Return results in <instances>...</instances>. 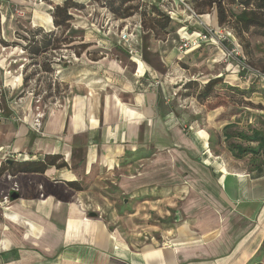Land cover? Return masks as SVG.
I'll return each instance as SVG.
<instances>
[{
  "label": "crops",
  "instance_id": "1",
  "mask_svg": "<svg viewBox=\"0 0 264 264\" xmlns=\"http://www.w3.org/2000/svg\"><path fill=\"white\" fill-rule=\"evenodd\" d=\"M64 1L0 0V39L19 44L9 48H19L18 38L36 36L40 44L31 51L35 56H27L48 70L45 53L36 55L37 48H45L49 32L62 29L54 27L50 6ZM71 1L83 5L89 0ZM140 2L161 6L160 0ZM170 4L169 17L172 25L180 24L174 32L180 37L203 25L218 26L215 6L193 18L177 0ZM131 21L137 23L140 18ZM138 28L130 43L140 52L139 58L129 57L117 36L122 48H86L80 62L64 65L60 79L65 91L59 104L44 108L40 132L31 129L27 99L16 103L13 95L4 98L3 161L10 166L47 156L54 165L43 173L19 172L11 177L20 186L19 198L1 208L0 264H264V173L256 175L242 160L207 150L211 131L200 125L198 115L204 103L195 99L201 86L190 94L187 90L179 94L181 87H176L191 81V68H184L185 63L179 67V57L170 48L147 50L158 53L165 74L176 77H166L162 69L143 60ZM251 29L263 37L261 29ZM90 34L83 32L79 43L93 44L96 40ZM246 35L237 36L242 46L257 48L258 42L246 44ZM203 47L218 51L217 57L223 59L214 46ZM9 57V53L0 55V85L8 87L3 88L4 94L15 89L5 76ZM214 78H221L224 88L242 91H249L252 84V93L246 92L249 100L253 96L264 107V72L260 76L240 73L230 63L219 66ZM193 81L205 84L209 80L197 77ZM173 92L178 96L172 97ZM13 114L22 119L12 121ZM170 161L188 181L173 196L179 178L163 173ZM185 191L197 196L200 205L187 210L184 224L171 232L159 225L148 226L151 212L157 221L170 217L174 198ZM107 196L115 201L107 203ZM120 196H126L122 207L128 209L135 197H153L137 206L145 210L143 224L146 232L151 229L150 238L126 239L109 230L112 219L98 217L99 212L114 213Z\"/></svg>",
  "mask_w": 264,
  "mask_h": 264
},
{
  "label": "rangeland",
  "instance_id": "2",
  "mask_svg": "<svg viewBox=\"0 0 264 264\" xmlns=\"http://www.w3.org/2000/svg\"><path fill=\"white\" fill-rule=\"evenodd\" d=\"M59 4H62V2H60ZM129 5L133 6L135 8V11L133 12V15L131 17L125 20H127V22L129 23H133V21L131 20L140 18L141 21L140 28L137 29L136 33L138 34V47L141 48L142 50L143 60H146L150 65L154 67L162 69L161 73L164 74L166 77L168 75L165 74L166 70L162 68L163 65L161 61L158 59V53L149 51L147 50V48H170L172 51L174 50V55H176V57H179V60L177 61L179 67H181V64L185 63V65H182L184 68H191V74H190L192 77L191 81H193V78H197V77L203 78L204 80H210L214 78V76H216L219 66L226 65V63H224L223 60L217 57L218 51L215 52L214 49L212 48L201 47L198 50L187 53L179 52L178 47L180 45V36L179 34H176L174 32L176 31V28L180 26V24L172 25V22L174 23V21L170 19L171 22L166 27V29H161L159 24L156 23V25H154L151 22L150 18L153 17H150L151 15L148 14V12H150L149 8H154V7L144 6V4L140 2V0H132V2ZM101 6L102 5L100 1L89 0L87 3H83V9L71 10L70 12L73 15H72V21H70L69 23L70 30L67 31L65 29H61L56 31L57 42H55L53 48H60V47L62 48V46L66 48H80V45H82V43L79 42L82 39L83 32H86L88 30L90 31V33H92L90 35H93V37H95L94 40L96 41L95 42L93 41V44L92 43L88 44L87 48H122L120 44H118V42L116 41V37L118 36L119 31L124 29L125 27L124 21H119L114 18L117 21V23H114L112 26L106 24V18L105 15H103L104 11ZM144 8L146 9L143 10ZM158 8L162 15L168 16L162 8L160 7ZM91 10H94L92 14H90ZM192 10L196 12L194 8ZM236 10L239 9L236 8ZM141 13L144 14L145 17L144 19L140 17ZM162 21H163V16H161L160 23H162ZM115 25H117V27H115ZM80 26H82L83 29H80ZM107 32L109 33L107 34ZM257 33H258L257 30L251 29L248 31L245 37L247 39V40L245 39V41L247 42L246 44L250 42V45L253 46V44H257V42L260 43L256 45L257 48L245 49L242 46L241 43L242 40L240 39L239 41L241 46L243 47L244 57L248 62H250L249 64L252 66V68L262 71L264 68L263 67L264 38L259 36ZM67 41L70 43H66ZM9 51L10 50H6V51L0 50V55L1 56L3 54L8 55ZM13 66H14L13 64L9 66L10 70L12 69L10 75L7 74L5 75L8 79H12L17 75V73L13 72ZM16 67L17 66H15V68ZM186 83L187 82H185V84ZM197 84H199L201 87L204 85L199 82ZM251 85L252 84H249L250 86L249 90L252 89ZM182 86L183 85H181V83H178L176 87H182ZM0 88L4 90L3 88H8V87H2V85H0ZM21 88H23V86L20 83V86H17L13 90L12 94L6 93L4 95L3 100L0 103L2 109L5 101L4 98L6 96L13 95L14 99H16V103H21L25 99H27L30 103V110H32V112L34 111V107L36 104H34L30 96H27L21 102L17 101L18 97L21 96L20 95ZM181 89L179 90V94L181 92ZM189 92L192 93V90H190ZM252 97L253 96H250L251 100H249V98H247L248 100H245V97L240 94H234V95L231 93L227 94V92H225L223 88L218 90L216 89L215 91H213L212 96L203 104L204 109H202V115H198V119L202 127L206 125L207 127L210 128L211 132L209 134L210 137L207 142V150H209L212 155L224 154L225 156L234 159L229 152V146L238 144L241 140L233 137L232 134L241 133V132L250 133L254 129L264 130V112H259L260 110L259 111L253 110L256 108L257 104L259 106L261 105L260 103H257L258 102L257 100H252ZM188 107H190V103H188ZM261 109L262 111H264V107H261ZM243 110H245V112L242 113ZM19 117L20 116L13 114L11 116V120L16 121L15 119ZM20 119H22V117H20ZM4 120L5 117L2 120H0V122ZM229 121L232 122L233 124L231 125L230 129L223 131L221 128ZM226 133L230 134V136L227 139H224ZM209 141L210 143L212 141L210 147L208 144ZM248 160H249V155H247L246 158L243 159V162L246 166H248ZM2 164H3V157L2 154L0 153V201L2 200L1 198L3 196H5L10 192L13 184H17L18 192L20 190L19 184L13 179L8 178V176L10 175L6 172L5 170L6 168ZM164 169H165L163 172L164 174H170V175L173 174L179 178V183H176L175 186L176 192L171 194V196H173L179 190L178 189L179 186L187 185L188 181L186 180L185 173H182L180 168L172 164L171 161L169 165L166 164L164 166ZM168 179H171V177H169ZM124 198H126V196L124 197L120 196V198L117 200L115 206L116 211L114 213L99 212L97 215L98 217L104 218L105 221L107 220L110 221V219L114 221V223L113 222L110 223L111 224V227H109L110 231H118L126 239L136 238L137 240L140 239L142 241H145L144 238L151 237V235L147 233L151 229L150 228L147 229L146 232V227L143 224L145 210L140 209L137 206L141 204V202L144 201L145 198L153 199V197H135L132 201L134 202V204H132L131 209H128L127 207L126 208L122 207V201L124 200ZM104 199H106L107 203H111L115 201V198L109 196L105 197ZM151 199H148V201ZM174 201L175 203L171 205L172 208H174V211L170 212L169 215L170 217H166L164 221L161 220L157 221L159 220V218L154 212H151L150 216H148L149 217L148 226L154 227L155 225H159L160 228H162L164 231L171 232V230L175 229L177 225H182L187 220L185 217L188 214L187 212L188 209L191 211L196 208V205H200L197 203L198 201L197 196L195 197L190 196L186 191L181 196L175 197ZM0 212H2L1 207H0ZM155 234L156 233L152 231V235L154 237Z\"/></svg>",
  "mask_w": 264,
  "mask_h": 264
},
{
  "label": "trees",
  "instance_id": "3",
  "mask_svg": "<svg viewBox=\"0 0 264 264\" xmlns=\"http://www.w3.org/2000/svg\"><path fill=\"white\" fill-rule=\"evenodd\" d=\"M101 2V7L105 8L113 18L117 20H125L128 19L133 15L135 8L129 5L132 0H98ZM195 3L192 4L190 2H184L187 6L192 10L193 8L196 10L197 15L203 14L204 8H212L215 6L217 12V21L218 26H228L234 33L235 37L238 38L242 36V33H248L251 27H258L262 30V35L264 37V0H194ZM52 5V3H51ZM193 7H191V6ZM138 7V6H137ZM239 9V10H236ZM83 9L82 4H77L71 0H66L62 4L52 5V9L50 10V15L52 17V22L54 27L62 28L65 30H70V21L72 20V15L70 14L71 10H81ZM144 8L143 10H145ZM151 22L156 25L159 24L161 29H166V27L170 24L171 20L169 16H164L161 14L158 7L149 8ZM149 16V15H148ZM161 16H163V21L160 23ZM140 17L144 19V14H140ZM141 24V22H140ZM154 27V26H153ZM48 40L47 44L42 48H37L38 52L36 55H42L47 51L53 48L56 40V31H51L47 34L46 37ZM237 38L239 44L240 41ZM21 39V38H18ZM22 41L24 44L21 43L20 47L26 52L29 57L35 56L32 53V49L35 45L40 44L38 38L36 36H23ZM70 43V42H66ZM0 44L3 47H10L11 45H19L16 43H7L0 39ZM241 46V44H240ZM88 46L86 44L80 45V48H77L80 52L84 51ZM242 48V46H241ZM248 62V61H247ZM248 62V65L252 67ZM255 69V68H254ZM257 70V69H256ZM260 71V70H258ZM261 73L264 72V69L260 71ZM198 82L195 81H188L184 84L181 88V91H186L187 94H190V90L194 93V88H200ZM222 79L221 78H214L210 79L207 83H205L198 91V94L195 95V99L200 104L205 103L213 94V91L216 89H222L224 87L221 86ZM227 94H240L245 97V100L248 98L249 94L252 93L254 89H250L247 96V91H242L237 88L233 87H226L224 88ZM262 105L259 106L257 104L256 108L253 110L259 111L262 110ZM213 109V108H211ZM245 110L242 111V113ZM241 113V114H242ZM232 122H227L222 127V130L230 129ZM233 137L240 139L241 141L238 144H234L229 146V152L235 160H242L249 155L248 160V170L250 172H255L256 175H262L264 173V130H252L250 133H234L232 134ZM230 134L226 133L224 139H227ZM243 142V143H242ZM212 143V141H211ZM209 141V147L211 146ZM49 159H56V157H49ZM14 164H19L25 166L24 168L20 169L18 165H7L5 161H3V166L6 168V172L10 176H15L17 173H43L45 169L49 166L54 165L51 160L48 161V157H44L42 161L38 162H13ZM58 167H65V164H60ZM81 190V188H77Z\"/></svg>",
  "mask_w": 264,
  "mask_h": 264
},
{
  "label": "built area",
  "instance_id": "4",
  "mask_svg": "<svg viewBox=\"0 0 264 264\" xmlns=\"http://www.w3.org/2000/svg\"><path fill=\"white\" fill-rule=\"evenodd\" d=\"M161 6L168 16L172 15V5L170 0H160ZM178 4L187 9L193 18H197V14L191 10L184 0H177ZM52 5L50 6V10ZM106 18V24L112 26L117 21L113 16L105 9L102 8ZM94 10L90 11L92 14ZM125 27L123 30L119 31L118 38L120 42L125 46L126 53L131 58H139L140 52L131 46V39L134 36L135 28L140 25V21L135 23H129L127 20H123ZM202 25V24H200ZM117 27V25H115ZM109 32H107L108 34ZM23 43L22 40L18 39ZM24 44V43H23ZM212 45L220 52L223 53V62L226 64L234 63L238 66L240 73L245 74H255L257 76L261 75V72L250 67L244 54L242 48L235 37L233 31L228 26H208L203 25V28L198 31L184 32L180 37V45L178 51L181 53H187L200 49L203 46ZM1 51L10 50L8 53L11 55L9 57L8 65L17 66L13 69V72L17 73L16 77H13L12 83L13 88L21 85L20 95L18 97V102H21L27 96L31 97L34 102V111L31 110V129L35 132H40L43 124V119L45 117L44 108L48 104L57 105L59 104L60 94L65 91L61 83V71L64 65L74 64L80 62L82 58V53L77 48H55L47 51L45 53V62L48 64V70H44L42 66L38 63H33V60L29 58L26 52L21 48H0ZM5 71V75H10L12 72L10 67ZM169 77L176 76L172 73H167ZM178 77V76H177ZM182 78V77H181ZM190 81V80H189ZM4 92L0 88V103L3 100ZM178 92H173L172 97H177ZM4 118V110L0 104V120ZM20 121V118L15 119ZM11 179L10 176H8ZM10 192H18L17 184H13ZM9 192V193H10ZM9 193L3 196L0 201V207H6L10 203Z\"/></svg>",
  "mask_w": 264,
  "mask_h": 264
},
{
  "label": "water",
  "instance_id": "5",
  "mask_svg": "<svg viewBox=\"0 0 264 264\" xmlns=\"http://www.w3.org/2000/svg\"><path fill=\"white\" fill-rule=\"evenodd\" d=\"M9 163H11V161H9ZM19 198V194L16 193V192H10L9 193V199H10V202H13L15 200H17Z\"/></svg>",
  "mask_w": 264,
  "mask_h": 264
},
{
  "label": "bare ground",
  "instance_id": "6",
  "mask_svg": "<svg viewBox=\"0 0 264 264\" xmlns=\"http://www.w3.org/2000/svg\"><path fill=\"white\" fill-rule=\"evenodd\" d=\"M15 220V219H14Z\"/></svg>",
  "mask_w": 264,
  "mask_h": 264
}]
</instances>
